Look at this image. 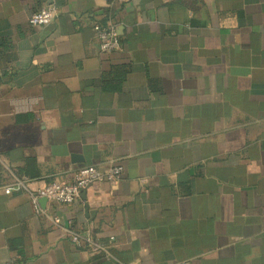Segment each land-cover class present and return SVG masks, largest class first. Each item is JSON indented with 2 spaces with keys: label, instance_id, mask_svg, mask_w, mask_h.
Returning a JSON list of instances; mask_svg holds the SVG:
<instances>
[{
  "label": "crops",
  "instance_id": "crops-1",
  "mask_svg": "<svg viewBox=\"0 0 264 264\" xmlns=\"http://www.w3.org/2000/svg\"><path fill=\"white\" fill-rule=\"evenodd\" d=\"M0 264H264V0H0Z\"/></svg>",
  "mask_w": 264,
  "mask_h": 264
},
{
  "label": "built area",
  "instance_id": "built-area-1",
  "mask_svg": "<svg viewBox=\"0 0 264 264\" xmlns=\"http://www.w3.org/2000/svg\"><path fill=\"white\" fill-rule=\"evenodd\" d=\"M56 15L57 11L55 6L53 4H46L34 10L30 14L28 22L34 27H39L50 23ZM92 28L101 51L111 52L119 49V36L113 23L95 22L93 23ZM33 102V99L24 98L14 100L12 102L13 111L15 113L31 111ZM119 175L120 167L115 164H112L105 169L98 168L95 165H84L74 172L72 180L69 182L50 181L42 187L29 192L30 201L36 213L42 212L38 206V202L42 199H44V201L55 202L58 204H70L78 197L80 191L85 189L88 185L103 181L114 182L118 179ZM26 184L27 180L25 178H17L11 183L5 185L3 191L4 193L9 194L11 191L26 189ZM53 221L58 223L59 219L54 217ZM67 232L70 234L71 240L74 243L79 244L80 240L78 235L71 231Z\"/></svg>",
  "mask_w": 264,
  "mask_h": 264
},
{
  "label": "water",
  "instance_id": "water-1",
  "mask_svg": "<svg viewBox=\"0 0 264 264\" xmlns=\"http://www.w3.org/2000/svg\"><path fill=\"white\" fill-rule=\"evenodd\" d=\"M41 201H44V199H42Z\"/></svg>",
  "mask_w": 264,
  "mask_h": 264
}]
</instances>
